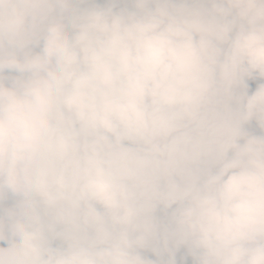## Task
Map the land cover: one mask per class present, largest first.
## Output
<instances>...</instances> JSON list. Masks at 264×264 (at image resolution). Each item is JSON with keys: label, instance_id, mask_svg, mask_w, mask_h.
<instances>
[{"label": "clouds", "instance_id": "9594fccd", "mask_svg": "<svg viewBox=\"0 0 264 264\" xmlns=\"http://www.w3.org/2000/svg\"><path fill=\"white\" fill-rule=\"evenodd\" d=\"M181 248L264 264V0H0V264Z\"/></svg>", "mask_w": 264, "mask_h": 264}, {"label": "rangeland", "instance_id": "374dc122", "mask_svg": "<svg viewBox=\"0 0 264 264\" xmlns=\"http://www.w3.org/2000/svg\"><path fill=\"white\" fill-rule=\"evenodd\" d=\"M97 3L101 5V1L97 0ZM255 87H256V82H250V88L254 90ZM253 124L251 126V130H253L255 134L258 135L261 134L260 130L255 126V124L254 125ZM146 255H148L149 258L156 259V257L151 252L146 253ZM176 258H177V264H192L191 257L187 254V251L184 248H181L177 251Z\"/></svg>", "mask_w": 264, "mask_h": 264}, {"label": "trees", "instance_id": "16d2710c", "mask_svg": "<svg viewBox=\"0 0 264 264\" xmlns=\"http://www.w3.org/2000/svg\"><path fill=\"white\" fill-rule=\"evenodd\" d=\"M99 1H101V5L103 6L104 5V0H99ZM120 7H123V6H125V5H119ZM127 7H131V5H127ZM255 124V123H254ZM253 124V125H254Z\"/></svg>", "mask_w": 264, "mask_h": 264}]
</instances>
